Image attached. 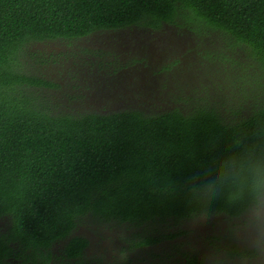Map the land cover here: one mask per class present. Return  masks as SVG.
I'll list each match as a JSON object with an SVG mask.
<instances>
[{
    "label": "trees",
    "instance_id": "16d2710c",
    "mask_svg": "<svg viewBox=\"0 0 264 264\" xmlns=\"http://www.w3.org/2000/svg\"><path fill=\"white\" fill-rule=\"evenodd\" d=\"M182 16L189 21L185 32L222 35L254 61L250 66L264 70V0H0V73L7 53H18L31 39H80L133 24L160 28L169 22L183 29ZM219 41L212 47L218 59L229 48ZM112 64L129 67L118 58ZM211 65L205 72L212 75L219 67L235 69L220 60ZM12 67L19 87L8 92L0 86V218L11 225L7 242L19 240L40 252L39 261L37 252L29 259L34 264H53L52 246L62 241L63 264H140L132 255L136 248L179 235L169 227L190 219V178L202 177L215 158L234 151L235 138H264V83L253 75L245 80L240 72L225 73L230 82L256 89L246 98L251 103L241 100L250 112L233 97L199 100L182 92L170 109L83 112L39 91L54 89V80L20 71L16 62ZM209 211L235 217L237 209L221 198ZM85 216L137 230L124 260L83 252L88 240L71 234ZM6 241L0 239V261L10 249ZM180 264L206 263L186 253Z\"/></svg>",
    "mask_w": 264,
    "mask_h": 264
},
{
    "label": "rangeland",
    "instance_id": "374dc122",
    "mask_svg": "<svg viewBox=\"0 0 264 264\" xmlns=\"http://www.w3.org/2000/svg\"><path fill=\"white\" fill-rule=\"evenodd\" d=\"M187 22L184 16L180 18L181 26ZM192 24L190 21L189 26ZM187 28L184 25L181 29L172 24H162L160 28L133 24L123 28L122 32L96 31L80 39H31L18 52L16 68L54 80L58 84L54 89L42 88L39 91L51 95L58 105L66 104L68 108L65 109L74 111H103L109 108V112L139 107L150 111L170 109L178 102L181 92L182 97L192 96L199 100L211 96L213 99L233 101L230 98L233 97L239 104L251 103L253 100L246 98L257 94L256 89H247L246 84L240 82H230L229 75L225 73L234 70V75L236 71L240 72V79L247 80L246 77L253 75L264 83V70L257 68V63L250 66L254 61L240 48L235 51L229 47L226 37H218L216 33L205 37L185 32ZM214 40H220L221 48L229 47L222 51L219 59L213 57L217 53L212 54ZM204 48L211 51L206 53ZM117 58L121 63L132 66L134 71L116 70L112 63L116 64ZM224 58L229 59L226 61ZM213 60L224 61V65L226 63L235 69L226 70V66L222 65L213 75L208 74L205 69L209 68L211 72ZM183 78L188 80L182 83V88L176 87ZM245 105L243 111L250 112V105ZM231 218L234 216L221 213L195 223L191 218L179 221L169 227L173 232L181 231L179 235L152 247L136 248L132 255L138 254L135 261L140 264H180L184 254L193 253L206 263L209 253L220 248L231 254L229 264H240V255L234 252L239 250L244 253L250 249L243 233L236 236L231 231L234 224ZM9 226L6 218H0V228L8 230ZM79 226V233L87 235L99 246L97 249L90 247V255L100 248L109 261L122 256L124 260L130 238L137 232L128 225H110L87 216L83 217ZM249 264L255 262L250 261Z\"/></svg>",
    "mask_w": 264,
    "mask_h": 264
},
{
    "label": "clouds",
    "instance_id": "9594fccd",
    "mask_svg": "<svg viewBox=\"0 0 264 264\" xmlns=\"http://www.w3.org/2000/svg\"><path fill=\"white\" fill-rule=\"evenodd\" d=\"M18 55L9 52L4 57L0 86L8 92L19 87L13 82L12 67ZM233 143L234 151L215 158L202 177L190 178L186 186L189 216L194 223L207 220L212 202L223 198L237 209L231 231L236 236L243 233L250 249L240 255V264H264V138L237 137ZM230 257L217 248L209 253L206 264H229Z\"/></svg>",
    "mask_w": 264,
    "mask_h": 264
},
{
    "label": "flooded vegetation",
    "instance_id": "af4514ba",
    "mask_svg": "<svg viewBox=\"0 0 264 264\" xmlns=\"http://www.w3.org/2000/svg\"><path fill=\"white\" fill-rule=\"evenodd\" d=\"M164 24H170V23L165 22ZM122 29L123 28H120V30L119 29H116V30L111 29V30H106V31H120V32H122V31H124ZM126 70H128V71L133 70L132 66L126 68ZM79 227L80 226H77L73 230L71 236H80V237H84L88 240V244L84 247L83 252L86 255H89V257H92V256L100 257V256H102L103 252L100 250V248L97 250V252L94 253V255H90V253H89L90 247L97 249V247H99V246L98 245L96 246L94 241L91 240V238H89L87 235H85L83 233H79V231H78ZM11 234H12L11 225L9 226L8 230H4L3 228H0V239H3L6 241V239L13 238V235H11ZM65 243H66L65 241L55 242L54 245L52 246L53 256L51 258H52L53 264H54V262H57L59 264H63L64 259L62 258V255L65 253L63 251V254H61L62 251L60 250V248L59 247L55 248V246L64 245ZM7 244L10 246L11 250L9 249V252H4V255L6 257H3V261H0V264H6L8 262H10L9 264H31L32 261H30L29 259L33 258L35 256V253L38 251V250L33 251L32 248L27 247L26 245L21 243V241H19V240H11V241L7 242ZM39 253L40 252L36 253V258L38 261L42 258V255H37ZM32 264H34V263H32Z\"/></svg>",
    "mask_w": 264,
    "mask_h": 264
}]
</instances>
